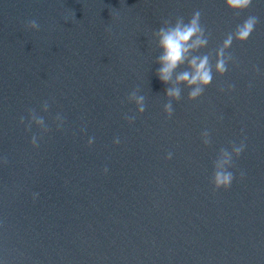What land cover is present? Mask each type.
I'll return each instance as SVG.
<instances>
[{
    "label": "water",
    "instance_id": "water-1",
    "mask_svg": "<svg viewBox=\"0 0 264 264\" xmlns=\"http://www.w3.org/2000/svg\"><path fill=\"white\" fill-rule=\"evenodd\" d=\"M197 9L211 35L194 54L213 64L238 23L260 22L201 97L179 85L168 118L155 32ZM29 109L44 127L27 130ZM245 137L214 192L220 150ZM0 264H264V0L239 15L224 0H0Z\"/></svg>",
    "mask_w": 264,
    "mask_h": 264
},
{
    "label": "clouds",
    "instance_id": "clouds-1",
    "mask_svg": "<svg viewBox=\"0 0 264 264\" xmlns=\"http://www.w3.org/2000/svg\"><path fill=\"white\" fill-rule=\"evenodd\" d=\"M225 6L233 13L239 15L245 12L253 5V0H224ZM259 17L256 15H248L243 19L241 23L235 26V29L228 32L223 39L222 43L215 50V63L212 62V57L199 53L203 48H206L209 43L211 33L207 27L202 23V11L197 9L193 11L190 18L185 21L184 16L177 15L173 21L172 18L165 19L162 27H160L155 35L159 38V47L162 49V55L159 57L158 62L161 67L157 72L159 79L165 83H172V87L166 90V95L170 98L164 105V112L168 118H171L174 113L172 100H181L180 84H186L190 91L188 93V99L195 101L201 97L207 87H209L214 79V74L224 76L231 63L234 62L235 57L229 49L232 48L234 42L241 44L246 43L253 32L256 30V26L259 23ZM26 27L29 29H39L40 25L33 19L26 23ZM187 65L185 71L179 72L175 75L173 80V74L176 69L182 65ZM258 71V69H257ZM229 89H234L235 85H229ZM251 87V85H249ZM223 91V89H221ZM128 100L135 102L137 106V112L143 113L146 110L145 97L138 94L137 90H133L128 94ZM47 109V103L45 104ZM30 122L26 126L27 130H31V122L34 121L37 125L44 127L43 117H38L35 114L34 109H29ZM61 123L57 125V128H62L64 119L59 114L56 117ZM125 119L129 123L135 121V116H125ZM20 124H24L25 117H20ZM47 130V129H46ZM203 143L208 145L211 143L210 134L207 130L202 132ZM94 138L88 139V145L93 144ZM246 137L240 140L239 143L232 141V147L229 151L227 148L220 150L219 156L214 161V170L211 177V184L213 191H219L220 189L227 190L232 186L233 180L236 178L232 169L235 166V161L244 153L247 145L245 143ZM31 144L34 148L39 147L37 137L33 135L31 137ZM114 143L119 144V138L114 140ZM172 154L169 153L167 159H171ZM3 163H7L5 158ZM105 171L107 169L105 168ZM245 173L240 172L241 178ZM35 195V194H34Z\"/></svg>",
    "mask_w": 264,
    "mask_h": 264
}]
</instances>
